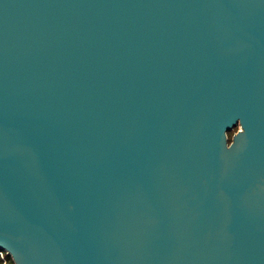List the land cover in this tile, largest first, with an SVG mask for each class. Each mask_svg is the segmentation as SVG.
I'll return each instance as SVG.
<instances>
[{
    "label": "water",
    "instance_id": "obj_1",
    "mask_svg": "<svg viewBox=\"0 0 264 264\" xmlns=\"http://www.w3.org/2000/svg\"><path fill=\"white\" fill-rule=\"evenodd\" d=\"M0 250L264 264V0H0Z\"/></svg>",
    "mask_w": 264,
    "mask_h": 264
},
{
    "label": "trees",
    "instance_id": "obj_2",
    "mask_svg": "<svg viewBox=\"0 0 264 264\" xmlns=\"http://www.w3.org/2000/svg\"><path fill=\"white\" fill-rule=\"evenodd\" d=\"M4 257L0 255V264H15L12 260V257L10 254H8L6 251Z\"/></svg>",
    "mask_w": 264,
    "mask_h": 264
},
{
    "label": "rangeland",
    "instance_id": "obj_3",
    "mask_svg": "<svg viewBox=\"0 0 264 264\" xmlns=\"http://www.w3.org/2000/svg\"><path fill=\"white\" fill-rule=\"evenodd\" d=\"M238 129V127H235L234 129H232L231 131H230V133H229V137L232 135V133L234 132V131H236ZM0 255L2 256V257H4V255H5V252H3L2 254L0 253Z\"/></svg>",
    "mask_w": 264,
    "mask_h": 264
},
{
    "label": "built area",
    "instance_id": "obj_4",
    "mask_svg": "<svg viewBox=\"0 0 264 264\" xmlns=\"http://www.w3.org/2000/svg\"><path fill=\"white\" fill-rule=\"evenodd\" d=\"M0 253L2 254V253H3V251H2V250H0Z\"/></svg>",
    "mask_w": 264,
    "mask_h": 264
}]
</instances>
